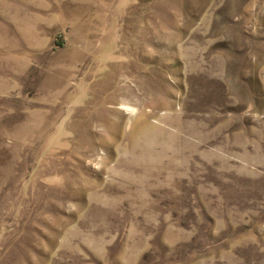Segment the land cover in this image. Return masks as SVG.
Returning a JSON list of instances; mask_svg holds the SVG:
<instances>
[{
    "label": "rangeland",
    "instance_id": "obj_1",
    "mask_svg": "<svg viewBox=\"0 0 264 264\" xmlns=\"http://www.w3.org/2000/svg\"><path fill=\"white\" fill-rule=\"evenodd\" d=\"M0 264H264V0H0Z\"/></svg>",
    "mask_w": 264,
    "mask_h": 264
},
{
    "label": "bare ground",
    "instance_id": "obj_2",
    "mask_svg": "<svg viewBox=\"0 0 264 264\" xmlns=\"http://www.w3.org/2000/svg\"><path fill=\"white\" fill-rule=\"evenodd\" d=\"M91 7V6H90ZM94 8V7H93ZM99 9V8H98ZM95 24H97V23H95ZM100 61V60H99ZM98 75V74H97ZM76 123V122H75ZM67 148H68V146H67Z\"/></svg>",
    "mask_w": 264,
    "mask_h": 264
}]
</instances>
